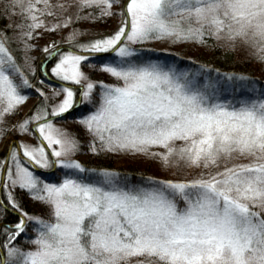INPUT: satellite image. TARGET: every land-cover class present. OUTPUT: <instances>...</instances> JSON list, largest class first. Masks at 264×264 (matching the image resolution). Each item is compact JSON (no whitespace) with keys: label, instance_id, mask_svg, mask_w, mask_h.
<instances>
[{"label":"snow or ice","instance_id":"obj_1","mask_svg":"<svg viewBox=\"0 0 264 264\" xmlns=\"http://www.w3.org/2000/svg\"><path fill=\"white\" fill-rule=\"evenodd\" d=\"M0 4L19 17L0 29V140L35 137L0 153V264H264V86L191 57L195 70L182 68L167 47H137L220 42L264 64V0ZM109 17L112 29L77 39L87 30L73 24ZM65 28L33 67L35 41ZM49 73L59 83L46 93ZM27 89L38 98L20 116ZM81 105L91 107L72 115ZM66 119L86 141L57 123ZM85 150L145 156L168 174L89 167L75 158ZM38 169L60 175L47 181ZM16 189L41 212H28Z\"/></svg>","mask_w":264,"mask_h":264},{"label":"trees","instance_id":"obj_2","mask_svg":"<svg viewBox=\"0 0 264 264\" xmlns=\"http://www.w3.org/2000/svg\"><path fill=\"white\" fill-rule=\"evenodd\" d=\"M1 8V7H0ZM9 19L5 16V13L2 9H0V29H4L9 24ZM12 33L9 31V35ZM82 37V36H81ZM53 40V39H49ZM82 41V40H81ZM216 47H202L195 46L192 44H181L187 50L186 54L182 51H170L168 53H179L180 54V67H189L195 70V64H189L188 57H191L193 61L199 63H206L211 65L213 69H219L221 72H237L248 75L255 80L259 81L258 86H264V64L253 59L250 53H244L242 51H238V49L232 51L228 50L225 47H220V42H216ZM153 42L149 45H137V47H151L159 50H163V46L161 47H153ZM67 46H65L66 48ZM173 48L172 46H170ZM159 54V53H157ZM86 66V65H85ZM88 72H91L93 75V79L97 78L100 74L98 72H92L91 69H88ZM107 82V77H103ZM56 86L58 82H53ZM32 90H22V94L26 95V98L31 95ZM239 96L246 95L242 90L238 93ZM227 98V97H225ZM90 105H81L77 107V109L72 113L75 115L76 113H83L90 109ZM18 117H14L12 122H15ZM63 124L70 131H74L78 134L79 139L84 142L87 140V135L83 132L79 125L71 121L70 119H66L63 121ZM159 150V149H155ZM3 151L1 150L0 153ZM83 159L80 161L86 162L89 167H93L96 165L107 166L114 169H118L123 172L129 173L131 176L135 178L136 175L143 174H156V175H166L163 171L158 169V162L155 160H149L145 156H131V155H112V154H104L101 153L99 156L93 157L90 153H87L86 150L78 153L76 156L81 155ZM37 174L42 175L47 181H56L57 177L60 175L59 171H51V172H42L39 169L37 170ZM17 198L21 201L22 206L30 213H40L41 207L38 206L36 201L31 200L28 196L22 194L19 189H16ZM15 217L9 212L6 214L5 223L9 221H14ZM30 234V231H29ZM24 237H21V241L23 242ZM27 247V245H24Z\"/></svg>","mask_w":264,"mask_h":264},{"label":"rangeland","instance_id":"obj_3","mask_svg":"<svg viewBox=\"0 0 264 264\" xmlns=\"http://www.w3.org/2000/svg\"><path fill=\"white\" fill-rule=\"evenodd\" d=\"M52 3H57V2H62V0H51ZM123 2V0H122ZM0 9H2V4H0ZM5 16L7 17V20L9 19V23L15 25L16 23L19 22V17L16 15H12L10 18L8 17V14L5 13ZM49 21L53 20L54 18L49 17L47 18ZM115 18L113 17H109L106 18L103 22H90V21H85V20H81L75 24H73L72 27H76V28H80L82 30H87L85 32L84 35H81L79 37H77L78 40H87L89 38L92 37L93 34H98V33H105L108 30L112 29L115 25ZM37 31H40L39 29H37ZM69 31V29L65 28L61 31H57V32H43L41 37L35 41V43L38 45L37 48L33 49L32 52L30 53V55L34 56L36 59L33 62V67H36V65L40 62V56H41V52L40 49L45 45L46 42H50L51 40L49 39H61L66 32ZM11 32V30H10ZM153 47H161L163 46V49L165 47H167L168 50L170 51H182L186 54L187 50H185L186 48L184 46H182L181 44L179 45H175L172 46L173 48H171L169 45H167L166 42H158V41H154L153 42ZM185 48V49H182ZM238 51H242L244 53H250V50H246L242 47H237ZM22 62V61H21ZM88 66H84L83 67V71L88 72ZM36 75H41V73H36ZM92 78L93 75L91 74ZM107 77V76H105ZM53 82H58L55 78H51L50 73L49 76L45 77L44 79V83L40 84L39 87H41L46 93H51L54 88L56 87V85ZM107 82H111L110 79L107 77ZM59 83V82H58ZM50 85L52 87H50ZM37 95L34 93V91L32 90L31 95H29L28 98H26V100L24 102H22V104L19 106V115L23 116L28 110L29 108L34 104V102L37 100ZM14 117L17 116H11L10 122H12V120H14ZM57 123H63L61 121H57ZM64 127H66V125L63 124ZM67 128V127H66ZM17 140V141H22V142H29V143H34L35 142V137L34 136H28L27 134H19V135H8L6 137L3 138V140H0V151H3L4 145L7 143V141L9 140ZM78 160H82V154L78 155L75 157ZM38 204V206L41 207V205L36 202Z\"/></svg>","mask_w":264,"mask_h":264}]
</instances>
